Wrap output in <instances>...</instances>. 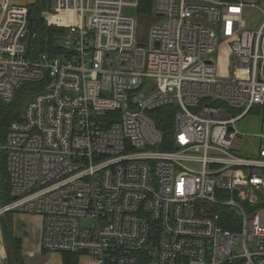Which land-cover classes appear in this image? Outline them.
Masks as SVG:
<instances>
[{"label": "built area", "instance_id": "2783aa9c", "mask_svg": "<svg viewBox=\"0 0 264 264\" xmlns=\"http://www.w3.org/2000/svg\"><path fill=\"white\" fill-rule=\"evenodd\" d=\"M140 1L53 0L44 19L65 34L42 53L28 6L0 2V97L43 84L0 142V264L7 213L39 224V250L92 264H264V124L252 152L237 126L264 115V17L247 20L261 0H154L147 20Z\"/></svg>", "mask_w": 264, "mask_h": 264}, {"label": "trees", "instance_id": "16d2710c", "mask_svg": "<svg viewBox=\"0 0 264 264\" xmlns=\"http://www.w3.org/2000/svg\"><path fill=\"white\" fill-rule=\"evenodd\" d=\"M53 0H35L33 3L27 4L29 8L30 29L36 33V37L32 39L33 53L55 52L61 47L58 40L61 35L65 34V29L50 26L43 17L45 11H50ZM138 13L144 20L154 15V0H141ZM56 46V47H55ZM61 50V49H59ZM43 84L40 82H25L20 86L12 100L6 101L0 97V142L4 143L5 133L12 121L21 119L26 104L41 91ZM175 110L173 107L167 106L159 109L156 113V121L159 128L165 134L166 142L173 137L175 127ZM172 149L173 147H169ZM5 165V154L1 153L0 158V203H4L9 197V181ZM264 206V203L262 204ZM221 219L226 229L235 230L239 227V218L233 211L227 207L221 208ZM13 214L7 213L6 219L9 225V238L6 241V250L9 252L12 264H26L24 260V242L15 235L11 228V218ZM238 220V221H237ZM80 254L62 253V264H80Z\"/></svg>", "mask_w": 264, "mask_h": 264}, {"label": "rangeland", "instance_id": "374dc122", "mask_svg": "<svg viewBox=\"0 0 264 264\" xmlns=\"http://www.w3.org/2000/svg\"><path fill=\"white\" fill-rule=\"evenodd\" d=\"M260 7L264 9V0H261ZM263 17L264 15L260 10H251L248 14L247 20H248V23H250L251 25H256L263 20ZM215 58L217 60V63L220 66V70L223 73V75L225 74L226 76H229L230 69L232 67V62L229 60V54H227L224 51L222 53L219 52L215 54ZM263 124H264V115L262 114V112H257V111L250 112L237 123L239 130L243 134H246L244 144H243V151L252 152L258 149L257 147L259 144V139L257 135L262 132ZM257 196L259 198V202L264 203V191H259L257 193ZM12 214L13 216H18V215H15L14 213ZM30 216L31 215H23L20 218H22V220H28L29 218V220L31 221L32 219ZM22 239L24 240L23 241L24 242V260H25V256H28L27 251H30V256L33 259H35L38 256V254L49 255L47 257V260L45 261L46 263H42V264H62V258H61L62 254L61 253L49 254L46 251L39 250V240L33 242L32 240H30L29 236L27 237L26 235H24L22 236ZM90 261H92V258L90 257H84L82 259L80 258V264H88Z\"/></svg>", "mask_w": 264, "mask_h": 264}, {"label": "flooded vegetation", "instance_id": "af4514ba", "mask_svg": "<svg viewBox=\"0 0 264 264\" xmlns=\"http://www.w3.org/2000/svg\"><path fill=\"white\" fill-rule=\"evenodd\" d=\"M29 221V222H28ZM32 221V223H31ZM22 220L19 216H12L10 228L12 232L22 239L26 235L33 242L38 241L40 237V226L33 220Z\"/></svg>", "mask_w": 264, "mask_h": 264}, {"label": "water", "instance_id": "95a60500", "mask_svg": "<svg viewBox=\"0 0 264 264\" xmlns=\"http://www.w3.org/2000/svg\"><path fill=\"white\" fill-rule=\"evenodd\" d=\"M125 13L126 14L131 13L132 15H135V10L134 9H132V10L125 9ZM43 17H47V13H44ZM1 224H2V228H3L4 237L7 240L9 238L10 234H9V225H8V222H7V219L5 216H3L1 218ZM38 256L41 258V260ZM38 256H37V258L40 260V263L42 264L43 262H45L47 260V257L49 255L38 254ZM7 260H8V264H12V260H11V256H10L9 252H7ZM29 260L30 259L28 258V256H25L26 264H30Z\"/></svg>", "mask_w": 264, "mask_h": 264}, {"label": "crops", "instance_id": "0c3cea01", "mask_svg": "<svg viewBox=\"0 0 264 264\" xmlns=\"http://www.w3.org/2000/svg\"><path fill=\"white\" fill-rule=\"evenodd\" d=\"M34 1H32V0H30V1L29 0H0L1 3H5V4H9V5H11V4L27 5V4L33 3ZM27 252H28V257L31 259V260H29L30 264H41L40 263L41 258L39 256L38 257L40 258V260L37 257L35 259H33L30 256V251H27ZM43 263H46V262H43ZM88 264H92V263H88Z\"/></svg>", "mask_w": 264, "mask_h": 264}, {"label": "bare ground", "instance_id": "6f19581e", "mask_svg": "<svg viewBox=\"0 0 264 264\" xmlns=\"http://www.w3.org/2000/svg\"><path fill=\"white\" fill-rule=\"evenodd\" d=\"M5 217H6V215H5ZM5 238V237H4Z\"/></svg>", "mask_w": 264, "mask_h": 264}]
</instances>
